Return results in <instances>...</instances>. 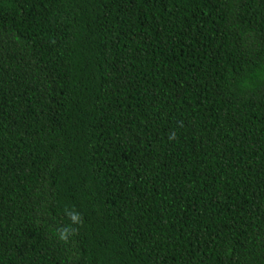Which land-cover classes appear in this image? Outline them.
Returning a JSON list of instances; mask_svg holds the SVG:
<instances>
[{
  "label": "trees",
  "instance_id": "1",
  "mask_svg": "<svg viewBox=\"0 0 264 264\" xmlns=\"http://www.w3.org/2000/svg\"><path fill=\"white\" fill-rule=\"evenodd\" d=\"M0 264H264V0H0Z\"/></svg>",
  "mask_w": 264,
  "mask_h": 264
},
{
  "label": "clouds",
  "instance_id": "2",
  "mask_svg": "<svg viewBox=\"0 0 264 264\" xmlns=\"http://www.w3.org/2000/svg\"><path fill=\"white\" fill-rule=\"evenodd\" d=\"M67 215L70 218L73 225L81 223V216L77 211L75 210L69 211L67 212ZM74 234H75V229L72 228L71 225L56 230V235L62 241H67L69 236Z\"/></svg>",
  "mask_w": 264,
  "mask_h": 264
}]
</instances>
